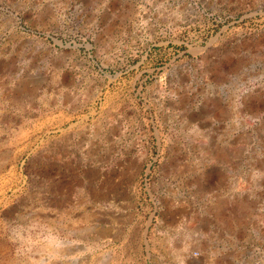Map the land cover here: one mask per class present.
Listing matches in <instances>:
<instances>
[{"label":"rangeland","instance_id":"374dc122","mask_svg":"<svg viewBox=\"0 0 264 264\" xmlns=\"http://www.w3.org/2000/svg\"><path fill=\"white\" fill-rule=\"evenodd\" d=\"M0 264H264V0H0Z\"/></svg>","mask_w":264,"mask_h":264}]
</instances>
